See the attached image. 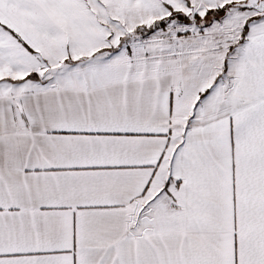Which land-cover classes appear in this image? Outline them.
<instances>
[{
    "label": "snow or ice",
    "instance_id": "snow-or-ice-1",
    "mask_svg": "<svg viewBox=\"0 0 264 264\" xmlns=\"http://www.w3.org/2000/svg\"><path fill=\"white\" fill-rule=\"evenodd\" d=\"M0 264H264V0H0Z\"/></svg>",
    "mask_w": 264,
    "mask_h": 264
}]
</instances>
